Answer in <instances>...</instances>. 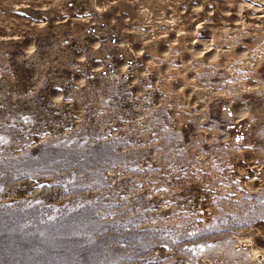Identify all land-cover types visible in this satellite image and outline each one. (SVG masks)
I'll use <instances>...</instances> for the list:
<instances>
[{
  "label": "rangeland",
  "instance_id": "1",
  "mask_svg": "<svg viewBox=\"0 0 264 264\" xmlns=\"http://www.w3.org/2000/svg\"><path fill=\"white\" fill-rule=\"evenodd\" d=\"M96 7L0 0V264H264V7Z\"/></svg>",
  "mask_w": 264,
  "mask_h": 264
},
{
  "label": "bare ground",
  "instance_id": "2",
  "mask_svg": "<svg viewBox=\"0 0 264 264\" xmlns=\"http://www.w3.org/2000/svg\"><path fill=\"white\" fill-rule=\"evenodd\" d=\"M14 1V0H12ZM116 1V0H115ZM114 1V2H115ZM234 2H237L238 5L242 6L243 8H245L247 11H253V10H256V9H259L261 7H264V0L263 1H260V0H232ZM96 4H97V7L100 8V9H96L94 11V14H98V13H101L102 16H104V14H107L108 13V10L107 9H104V8H107L109 6L112 5V3H114L112 0H95ZM112 2V3H111ZM158 2H163V0H158ZM19 1H15L14 2V6L12 7H9L7 9V14L8 16L12 17L13 19L15 18H20L23 20V18H25L26 14L29 13L32 15V12L30 9H28L26 6H19L18 5ZM139 3V2H138ZM11 4V3H10ZM140 4V3H139ZM120 8L124 7L125 4H124V1L120 3ZM128 5V4H127ZM114 7L116 5H113ZM96 7V8H97ZM138 7V6H137ZM174 7V5H173ZM241 7V8H242ZM111 8V7H110ZM4 9V8H3ZM117 9V8H115ZM215 9V7H214ZM3 11V10H2ZM5 11V10H4ZM112 11V10H111ZM10 12V13H9ZM40 12H43L45 14V9L44 10H41ZM5 14V13H4ZM3 14V15H4ZM2 15V16H3ZM186 14L184 13H180L178 12L176 9L172 8V14H171V20H172V23L174 24L175 28H176V31H180L181 29H183L185 27V24L187 23V19H188V16H185ZM101 16V17H102ZM1 17V16H0ZM6 17V16H5ZM10 19V18H8ZM5 20V19H4ZM18 21V20H17ZM243 23V22H242ZM247 23V22H246ZM245 25V24H244ZM240 27V26H239ZM16 28V27H15ZM25 25L24 26H19L16 28V29H13V32L10 33V35L8 36H4V37H0V50L1 49H4L5 48H8L9 49L12 47H15L17 46L21 41H22V38H24L25 36ZM42 28V27H41ZM198 28H195L193 31L196 32ZM36 31V29H35ZM192 31V30H191ZM239 31L240 33L242 32H247V31H254L255 33H261L262 31V28H259V27H245V26H241L239 28ZM238 31V32H239ZM31 32H34V31H31ZM193 32V33H194ZM232 32V31H231ZM175 33V31H174ZM173 32L167 34V36L163 39H161V42L164 44V43H168L170 41H174L176 39V34H174ZM226 34H228V32H225ZM36 34V33H35ZM169 35V36H168ZM168 37V38H167ZM158 41V40H157ZM214 43L217 42V40H213ZM213 44V43H212ZM215 49V48H214ZM215 52V51H214ZM217 57V55H207V57H205V59H213L215 60ZM200 58V57H199ZM260 58V57H258ZM201 59V58H200ZM228 73V72H227ZM5 78V77H4ZM193 98H194V101L200 102L199 100V95L197 93H195V95H193ZM201 99V98H200ZM232 104L234 105V109H233V112L236 116H241V115H246L247 114V111L245 109V107H242V103H240V100H236L234 102H232ZM201 105V104H200ZM232 105V107H233ZM255 115V114H254ZM255 116H253L254 118ZM243 247V246H242ZM244 250L245 252L247 253V255H249L250 257L252 258H255V259H264V250H259L253 241L247 239L244 241ZM254 259V260H255Z\"/></svg>",
  "mask_w": 264,
  "mask_h": 264
}]
</instances>
